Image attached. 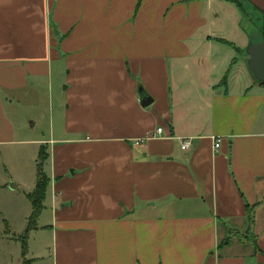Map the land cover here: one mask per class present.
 Listing matches in <instances>:
<instances>
[{
	"label": "crops",
	"instance_id": "0c3cea01",
	"mask_svg": "<svg viewBox=\"0 0 264 264\" xmlns=\"http://www.w3.org/2000/svg\"><path fill=\"white\" fill-rule=\"evenodd\" d=\"M241 3L0 0V264L44 262L27 240L47 211L48 264H264V85L245 54L264 0ZM30 146L49 183L21 256L32 211L10 204L9 153Z\"/></svg>",
	"mask_w": 264,
	"mask_h": 264
},
{
	"label": "rangeland",
	"instance_id": "374dc122",
	"mask_svg": "<svg viewBox=\"0 0 264 264\" xmlns=\"http://www.w3.org/2000/svg\"><path fill=\"white\" fill-rule=\"evenodd\" d=\"M250 15H253V19L247 21L248 17H246L245 15L243 16L244 19L242 21V26L245 27L246 29L250 28L253 29L252 26H255L257 29L260 28L259 26L262 25L263 23V17L260 13H256L253 12L249 7L247 8V12ZM243 14V13H242ZM249 22V23H248ZM258 33V32H256ZM256 33L254 34V36L256 35ZM235 42H238V37H234L233 38ZM53 103V104H52ZM50 103L51 104V108L53 109V116H55V114L57 113V108L55 107V98L53 97V102ZM49 104V105H50ZM42 134H44V131L42 132ZM36 147H24V148H19L16 150L15 155H12L14 153H9L11 155V158L9 159V162H17L16 164H18L15 170H17L16 174L14 175L15 177L18 176L20 177L21 181H19L21 183V188L17 189V191L15 192V197H18V201H14V199L12 198L11 200V205L12 207H16V210H23L24 206L26 211H29L30 213V203L28 201V199H24L25 197H23V193H30L31 192V186H33L32 184L34 183V178L35 175H33V173L36 171V167L34 166V159L37 156V152H36ZM6 158L5 157V153L3 155L0 156V158ZM7 159V158H6ZM45 163V162H44ZM1 169V168H0ZM25 200V201H24ZM16 204V205H14ZM46 204L44 203V206ZM10 211H14V208L10 209ZM14 212L12 214V219H13V226H16V222L14 220ZM47 222H49V213L47 212H43V220L39 221L38 223V229L36 232H33L30 236L28 241V244L30 246V252L33 253V255H37L38 257H42L44 260V262H41L40 264H48L49 262H47L48 260V253L49 250L51 248V240H49V233L42 229L41 225L46 224ZM37 225V224H36ZM22 232V230L18 229H14L13 231H11V233L13 232ZM17 232V233H18ZM18 247V246H17Z\"/></svg>",
	"mask_w": 264,
	"mask_h": 264
},
{
	"label": "trees",
	"instance_id": "16d2710c",
	"mask_svg": "<svg viewBox=\"0 0 264 264\" xmlns=\"http://www.w3.org/2000/svg\"><path fill=\"white\" fill-rule=\"evenodd\" d=\"M232 2H234L239 11L241 13H244L245 9H244V3H241V0H230ZM258 34L261 36V38L264 40V35H263V32L262 30H258L257 31ZM263 85V84H262ZM38 157H37V160L35 162V167H36V178H35V186H34V189L31 191V193L29 194H26L27 196V199L30 203V206H31V215L28 219V228L25 232V234H23V236L21 237L22 238V244H21V256H24L25 253H26V243H25V236L27 235L28 232L32 231V229H34L36 226H35V221H36V218L38 217V214L41 212V208H42V203L45 199V192H46V188H47V185L49 183L48 181V178L47 176L45 175L44 173V170H43V164L45 162V160L47 159L48 157V154L45 152V149L44 147H41L38 151ZM22 264H29V261L25 260L22 262Z\"/></svg>",
	"mask_w": 264,
	"mask_h": 264
},
{
	"label": "water",
	"instance_id": "95a60500",
	"mask_svg": "<svg viewBox=\"0 0 264 264\" xmlns=\"http://www.w3.org/2000/svg\"><path fill=\"white\" fill-rule=\"evenodd\" d=\"M245 54L248 57L246 66L253 77L264 85V40L256 33L249 38V44L245 50ZM139 105L142 108H146L151 103V99L140 88L138 89Z\"/></svg>",
	"mask_w": 264,
	"mask_h": 264
},
{
	"label": "built area",
	"instance_id": "2783aa9c",
	"mask_svg": "<svg viewBox=\"0 0 264 264\" xmlns=\"http://www.w3.org/2000/svg\"><path fill=\"white\" fill-rule=\"evenodd\" d=\"M154 134H156V136H160L162 133H161V129L158 128L155 130ZM149 138V137H148ZM148 138H145V139H140V140H136L134 142V145L136 146H139L141 145L144 141H146ZM213 147L215 150H217L219 147V139H213ZM179 148L182 150V151H188L190 149H192V140L191 139H180V145H179Z\"/></svg>",
	"mask_w": 264,
	"mask_h": 264
}]
</instances>
